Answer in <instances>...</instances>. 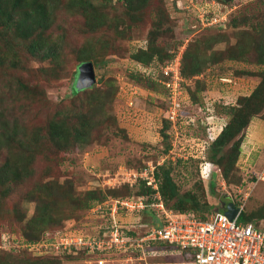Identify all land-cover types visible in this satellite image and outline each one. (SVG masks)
I'll return each instance as SVG.
<instances>
[{
	"label": "rangeland",
	"instance_id": "374dc122",
	"mask_svg": "<svg viewBox=\"0 0 264 264\" xmlns=\"http://www.w3.org/2000/svg\"><path fill=\"white\" fill-rule=\"evenodd\" d=\"M218 1L151 0L138 12H129L127 5L119 0H92L98 7H105L108 16L106 23L97 29L93 38L99 39L96 47L103 48L97 54L105 55L107 64L102 68L94 67L97 83L100 77L103 79L99 81L100 86H105L107 78L114 80L117 91L112 107L117 127L103 124L95 132L93 140L67 152L58 150L52 141L50 146L46 141L41 143L39 149L45 153L36 154L34 174L19 184L13 182V190L0 208V256H22L19 250L24 245L17 238L25 233L27 219L36 211L38 199L28 196L36 183L47 182L49 179H71L79 196L90 189H101L107 194H112L107 190L115 187L126 191L124 184L134 181L135 172L158 161L161 164L172 162L167 156L168 147L172 143L177 146L173 159L179 155H194L203 161L173 165L172 174L181 190L191 189L195 181L201 178L204 180L209 204L219 207V196L210 192L209 183L213 180L216 192L228 194L243 205L247 212L264 205V182L255 183L252 177L264 164L262 119L254 117L251 120L241 143V153L228 181L216 164L202 159L208 156L210 146L200 137L207 135L208 127L210 132L218 130L228 120L229 116L224 112L225 104L236 103L239 96L249 94L261 78L256 72L264 67L254 62V52L247 51L240 55L241 51H238L236 44L247 33L256 36L255 24L263 29L264 0ZM210 12L218 14L214 16L217 18L203 25L202 19L211 22V17L207 15ZM197 16L201 18L200 22ZM159 21L162 24H158ZM50 31L62 42L61 55L66 52L58 66L51 60L32 55L24 46L18 47L17 64L8 60L0 65V108L7 117L4 119L22 136L28 134L33 137L38 132L39 136L48 140L51 117L65 109L69 103L68 96L75 81L71 73L77 63L73 51L81 50L82 43L90 33L86 32L85 18L69 13L65 7L57 10ZM155 31H159V34H155ZM0 33V43L11 39L10 33L1 24ZM6 33L7 39L4 40ZM153 39L164 48L167 55L176 54L174 58L181 70L182 62L190 63L195 51L199 52L204 61L202 73L195 75V78H185L183 86L178 88L181 89L178 100L182 102L186 114L176 124L171 122L172 126L164 120L168 108L164 90L160 86L155 90L150 89L145 82L138 81L131 74V70L136 71L133 56L137 52L136 48H147ZM230 49L237 51L240 60L225 59ZM169 62L166 60L160 66H166ZM51 69H56L59 77ZM197 79L200 82L197 83ZM20 82L27 87H21ZM64 98L66 101L60 104ZM209 114L212 116L207 118ZM14 123L19 125L14 126ZM167 125L171 135L166 139L162 136V130ZM128 199L138 200L133 197ZM74 202H64L63 207L70 212V217L62 223L68 222L69 227L73 226V231L79 230L83 235L96 237L105 213L94 211L99 205H95L89 212L87 209L75 210L71 206ZM109 203L110 207L115 205L112 201ZM123 213L125 208L123 212L112 214L110 211V223L115 217L116 220L120 218L123 224L127 221L132 224L133 218H125ZM6 248L15 253H7L9 251ZM172 255L169 253L165 257ZM82 260L67 257L61 259L63 264H83Z\"/></svg>",
	"mask_w": 264,
	"mask_h": 264
},
{
	"label": "trees",
	"instance_id": "16d2710c",
	"mask_svg": "<svg viewBox=\"0 0 264 264\" xmlns=\"http://www.w3.org/2000/svg\"><path fill=\"white\" fill-rule=\"evenodd\" d=\"M119 1L127 5L129 12H134L133 10L138 12L151 0ZM215 1L217 2L218 0ZM223 1L225 0L221 2ZM60 6L65 7L69 13L82 15L85 18L86 32H90L87 35L88 38L82 43L81 50L73 51L75 57H77V63L75 64L76 69L72 71L71 76L76 80L78 67L85 61H92L96 68H102L106 65V56L97 54L103 47L97 49L96 43L99 39L93 40V38L96 36L97 29L103 27L106 23L108 16L105 12V7H98L92 0H66V2H63V0H0V24L5 31L10 33L11 37L5 43H0V65L6 61L8 62V60L12 64H17L18 47L24 46L32 55L43 60H51L58 66L59 60L64 58L66 52H63V56L61 55L62 42L50 30L55 22L57 10L61 8ZM207 15L212 17L218 14L210 12ZM197 19L200 22L201 19L199 17ZM158 24L162 23L159 21ZM234 25L237 24L235 23ZM255 29L257 30L256 36L247 33L236 44L238 51H241L240 55L247 51H252L255 53L254 62L264 66V27L262 29L259 24H255ZM155 32V34H159V31ZM8 33H6L5 39L3 38L4 40L7 39ZM155 40L149 41L147 48L138 49L133 55L136 71L131 70V74L138 81L145 82L146 87L150 89L155 90L157 86H160L164 90L168 102L164 120L166 123L171 124L169 106L172 103V99L168 87L160 81L161 78L169 79V76L166 77L160 74V65L165 63L166 60L174 59L176 54L167 55L164 48L157 45L154 42ZM229 51L225 59L240 60L236 54L237 51L235 52L231 49ZM194 54L196 56L192 55L191 65L190 63L182 62L181 73L184 78H195V75L202 73L204 61L199 52L195 51ZM244 59L251 61L248 58ZM214 60L216 61L217 58H214ZM46 71L49 73L48 69ZM51 71L55 73L56 77H59V72L56 69H51ZM249 71V73H252L251 70ZM256 75L258 77L261 76L260 81L249 94L239 96L236 103L225 104L224 112L229 118L225 121L223 129L218 136L213 141L203 139L210 147L208 156H203L202 159L210 160L216 164L221 169L226 181L229 180L233 165L241 153V143L251 120L257 117L264 121V67L258 70ZM98 80L102 81L103 79L100 77ZM99 81L91 87L80 90L76 89L75 85L72 84L71 94L68 96L69 103L66 108L59 110L49 121L48 133L50 140L39 136L38 132H35L33 137L28 134L26 136L20 135L18 130L13 125L10 126L4 119L7 117L2 108H0V208L5 204V198H8L13 190L12 183L19 184L34 174L36 154L38 152L45 153L39 149L42 142L46 141L50 146L52 141L58 150L67 152L83 143L90 142L91 139L93 140L95 132L101 125L109 123L114 125L115 128L117 127L112 107L117 91L114 80L107 78L104 81L105 86H100ZM196 81L197 83L200 82L198 79ZM20 86L27 87L22 82H20ZM64 101H66L65 98L61 99L60 104ZM178 101L180 102V100ZM183 107L182 102H180L177 110L180 117L186 114ZM210 116L212 115L209 114L207 118ZM216 117L224 119L223 116L216 115ZM176 121H179V118ZM18 125V123H14V126ZM170 133L168 125L165 126L162 130L163 138H169ZM201 138H205V136H201ZM170 147L171 144L168 150ZM192 161L199 163L201 160L194 155H189L187 158H179L175 162L163 163L156 167L155 175L159 181V192L162 194L166 208L175 212H185L191 216L205 218L207 214H212L219 207L209 204L208 199H206L207 190L204 180L200 178L195 181L191 189L181 190L172 174L173 165ZM252 177L254 180L256 179L255 174ZM124 185L126 191L115 187L107 190L108 193L112 194H107L101 189H90L86 190L82 196H79L76 194L75 184H73L71 179L64 181L49 179L47 182L36 183L28 192V196L38 199L36 211L27 219L25 233H21L22 235L17 238L20 244L24 245L19 250V254L22 256L12 258L8 255H1L0 264H63L61 259L66 257L71 260L97 257V254H90L85 249H54L53 244L55 242H58L67 234L72 235L74 233L72 225L69 227L67 225L68 222L62 223L66 218L70 217V212L63 207L65 205L64 202L67 200H75L74 205H71L75 210L87 209L89 212L95 205H102L103 202L112 198L122 200L131 197H142L148 205L141 213L135 214L125 209V213L122 215L126 216L125 218L131 216L140 223L148 222L150 227L156 225L158 222L157 210L155 206L151 205V203L155 202L152 194L156 190L148 186L144 178H138L134 183L126 182ZM209 185L210 192H215L216 183L211 180ZM201 199L204 201H201ZM234 204L238 206L240 203L234 200ZM123 209L121 212H123ZM71 212L73 213V208ZM98 212L105 213L103 214L105 219L102 221H104L103 224L108 225L111 217L109 211L105 208ZM239 219L244 222L254 221L259 223L264 220V205L249 212L243 209ZM120 222H122L121 219ZM106 225L103 226L106 228ZM105 228L102 227L101 232H104ZM136 228L135 234L142 235L146 232L141 226ZM32 245L40 246L41 251L31 250L30 246ZM162 246H168V244L163 243L156 248ZM152 247H155V245ZM8 251L3 252L15 253L13 250ZM165 255L160 254L154 259L163 261L171 259L170 257H165Z\"/></svg>",
	"mask_w": 264,
	"mask_h": 264
},
{
	"label": "built area",
	"instance_id": "2783aa9c",
	"mask_svg": "<svg viewBox=\"0 0 264 264\" xmlns=\"http://www.w3.org/2000/svg\"><path fill=\"white\" fill-rule=\"evenodd\" d=\"M214 16L210 18L211 22L202 19V24L212 23L217 18ZM174 59L170 60V64L162 66L163 75L169 76V79H163L162 82L168 87L172 99L169 113L172 121L180 118L177 96L181 93L178 88L181 87L182 79L181 68ZM210 134L214 135V131ZM155 170L156 165L150 164L141 172H135L133 180L144 178L147 185L157 189L153 193L155 202L151 203L157 210L156 225L150 227L147 223L130 224L129 221L123 224L120 219L113 217L112 224L110 219L108 225L102 224L96 237L74 231L72 235L67 234L55 242L54 249H85L90 254H97V257L86 260L85 264H264V220L259 223L240 220L243 211L241 204L236 206L239 209L233 219L223 210L199 218L168 209L158 191ZM255 177V183L264 181V165L255 173ZM109 201L115 205L110 207ZM147 205L142 197H138V200L111 199L94 211L106 208L109 214L110 211L113 214L125 208L128 212L139 214ZM137 226L143 227L146 232L135 234ZM102 227L105 228L104 232H101ZM163 243L168 246L156 248ZM30 249L41 251L38 245H32ZM167 253L173 254L168 261L154 259Z\"/></svg>",
	"mask_w": 264,
	"mask_h": 264
},
{
	"label": "water",
	"instance_id": "95a60500",
	"mask_svg": "<svg viewBox=\"0 0 264 264\" xmlns=\"http://www.w3.org/2000/svg\"><path fill=\"white\" fill-rule=\"evenodd\" d=\"M97 82L95 67L92 61H86L79 65L78 73L76 76L75 87L76 89H85L91 87ZM219 195V192H216ZM224 212L233 219L238 211V207L233 202H229L226 207L223 206Z\"/></svg>",
	"mask_w": 264,
	"mask_h": 264
},
{
	"label": "clouds",
	"instance_id": "9594fccd",
	"mask_svg": "<svg viewBox=\"0 0 264 264\" xmlns=\"http://www.w3.org/2000/svg\"><path fill=\"white\" fill-rule=\"evenodd\" d=\"M137 50L138 49H143V47H141V46H138L137 48H136ZM86 62V61H85ZM83 63V62H82ZM81 63V64H82ZM161 73H162V67H161ZM181 75H182V73H181ZM164 76V75H163ZM182 77V79H181V86H183V81L185 80V78L183 77V75L181 76ZM163 79L164 78H161L160 79V81H163ZM76 81V80H75ZM75 84V83H74ZM170 107V106H169ZM181 118V117H180ZM180 118H179V120H180ZM194 120V118H192V121ZM177 122H179V121H172V123H177ZM194 123H195V120H194ZM223 126H224V124L222 123L221 125H220V127H219V129L218 130H214V135L212 136L211 134H210V130L207 128V135H205V138H201L202 140L203 139H205V140H207V141H213L217 136H218V134L222 131V129H223ZM171 134V133H170ZM181 136L183 137V133H181ZM204 140V141H205ZM176 149H177V146H176V144L175 143H172L171 144V147L169 148V150H168V152H167V156L171 159V161L172 162H175L176 160H178L179 158H187L189 155H186V156H182V155H179V156H177L175 159H173L172 158V155H173V153H176ZM153 164H155L156 165V167L158 166V165H160L161 164V162L160 161H158V162H156V163H153ZM143 170V169H142ZM141 170V171H142ZM140 171V172H141ZM138 178H141V177H138ZM138 178H136L133 182H130V181H127V182H130V183H134ZM145 180V179H144ZM146 181V180H145ZM157 181H158V179H157ZM260 182V181H259ZM262 182H264V181H262ZM147 184V183H146ZM149 186V185H148ZM151 188H152V186H151ZM153 189H155V188H153ZM156 191H157V189H155ZM158 191H159V181H158ZM155 193V192H154ZM161 194V193H160ZM215 195H216V191H215ZM152 196H153V194H152ZM161 196H162V194H161ZM217 196V195H216ZM163 198V197H162ZM163 201H164V199H163ZM230 202H233L234 203V199L231 197V201ZM240 205V204H239ZM236 206V205H235ZM224 207L223 206H219V209L218 210H223L224 211V209H223ZM93 211V210H92ZM141 213V212H140ZM135 214H137V213H135ZM127 218H129V216L127 217ZM133 222H137L136 221V219H134L133 218ZM147 224H148V222H146ZM79 230H76V232H78ZM88 259H92V257L91 258H86V259H84L83 260V264H85V261L86 260H88Z\"/></svg>",
	"mask_w": 264,
	"mask_h": 264
},
{
	"label": "flooded vegetation",
	"instance_id": "af4514ba",
	"mask_svg": "<svg viewBox=\"0 0 264 264\" xmlns=\"http://www.w3.org/2000/svg\"><path fill=\"white\" fill-rule=\"evenodd\" d=\"M216 195L219 196L218 198L221 202V206H224L225 204V207H226V205L231 201V197L229 195H225L221 193H219V195L218 193H216Z\"/></svg>",
	"mask_w": 264,
	"mask_h": 264
}]
</instances>
